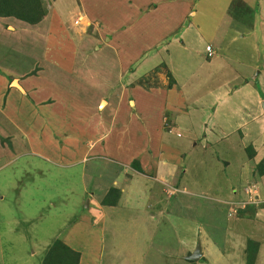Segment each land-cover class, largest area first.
I'll return each mask as SVG.
<instances>
[{
  "label": "rangeland",
  "instance_id": "374dc122",
  "mask_svg": "<svg viewBox=\"0 0 264 264\" xmlns=\"http://www.w3.org/2000/svg\"><path fill=\"white\" fill-rule=\"evenodd\" d=\"M87 1L70 0L77 7ZM219 1L198 0L199 6L205 10L201 15L204 16L209 12L220 14L213 11L215 8L213 4ZM195 2L197 3L196 0H99L98 2L91 0V5L101 7V13L95 11L83 13L80 7L72 9L73 11L68 15L71 18L70 24L65 29H58L56 39L60 41V38L66 37L70 44L72 42L73 46L70 47L73 51L70 47L63 49V45L56 46V52L60 48L63 49L65 57L62 62L54 61V68L59 70L54 73L52 80L55 79L54 84L59 86L56 91L64 92L65 87L67 88V92H70L68 99L75 102L77 108L88 106L87 119L93 129L105 132L106 135L117 131L123 138L121 147H117L115 141L110 142V148L114 152L108 155L109 159H112L111 167L107 169L108 171L105 170L107 175L102 172L105 177L103 183L95 181L96 175L88 164L86 173L91 177H85V165L80 163L79 158L68 159L70 162L67 166H64L65 164L55 166L47 163L44 158L34 156L33 147H29L28 151L16 152L12 161L1 158L0 166L3 167L0 168V264H40L52 242L56 239L63 242V238L69 235L79 236L81 243L84 239L93 242V254L89 251L85 253L88 264H251L245 244L252 242L255 245L258 243L256 238L264 236V228L258 230L262 220L253 219L254 210L262 205L252 204L253 210L247 211L248 216L240 217L241 210L232 213L235 204L230 202L235 201L233 198L242 201L247 197L238 187L240 185L238 172L242 159L237 158L239 154L243 157L246 154L243 151L238 153L236 148L238 143H232L235 139L234 133L229 135L227 141L209 143L204 138V134L209 133L207 115L205 113L202 115L199 107V105L203 106L201 103L205 105L209 102V89L216 91L220 89L218 83L224 81L229 83L236 77H242L244 68L240 61L236 60L230 62L227 59H215L212 64L207 63L196 52L190 51L188 54L187 51L179 48L182 40L186 43V34L189 33L187 27L190 19L184 11L197 10ZM152 6L156 8L151 9ZM143 12L144 16H141ZM113 21H117L125 28L131 23L133 28L121 29L117 34L118 40L114 39L109 32L111 27L116 28L112 25ZM197 22L210 26L214 24L215 19L211 17ZM184 26L186 33L183 37V32L180 31ZM203 34L204 37H211L210 33L205 34L204 30ZM95 36L100 39L93 40ZM105 37L110 41L105 40ZM91 40L92 42L89 43ZM170 40L173 41L168 44ZM142 46L153 50V53H150L156 58L153 64L166 62L167 51L171 50L176 56H173L172 63H167L172 66L170 69L178 81V85L174 88V97H177L175 104H179V107L176 106L172 111L180 112L188 108L186 114L180 115L188 128L184 129L178 125L179 127L176 128L178 132L172 130V133L166 135L171 147L181 149L179 156L181 162L175 177L172 176L170 181H163L162 189L153 185L151 194L146 197L142 194L143 190L147 191L146 186L149 183L146 176H141L143 183H140L139 187H132L135 192L136 189H140L141 193L138 190L130 196L127 194L122 199L119 198L115 207H103L101 213L104 223L101 222L100 225V222L94 220L95 210L87 215L86 199L92 196V193L93 196L99 195L97 187L100 186L99 184L103 187L107 186L108 180L117 177V174L119 176V173L122 177L127 176L129 168L124 163L129 152V148L124 146L127 139L137 147L136 154L140 151L144 152L148 139L145 135L146 129L139 125L140 120L138 122L132 119L124 127L115 129L114 116L124 118L126 114L123 113V109L128 105L125 106L124 102L117 101L113 106L119 111L115 113L116 109L107 108L108 105L102 101L103 97H110V93L92 100L97 93L88 92L86 95L83 84H90L91 87L88 88L97 89L92 82L96 78L94 76L99 75L108 84L115 86L118 75L114 72V78L112 77L113 67L122 63L121 69L131 65L139 76L143 77L138 79L136 87L144 89L143 84L147 86L158 83L159 85L162 81V83L167 82L166 90L170 92L169 88L172 86L168 76L170 73L166 71L164 63L154 69L139 68V61L148 53V51L139 52ZM234 58L242 60V57ZM135 59L136 63L133 62ZM200 61L202 67L199 66ZM44 64L50 66L45 74H51L54 69L53 62L45 60ZM125 69L128 71L127 68ZM203 69L207 73L196 81L197 74H201ZM62 77H65L64 85L58 84ZM41 80L45 82L48 79L43 76ZM120 80L122 81V78ZM54 84H51V87ZM103 84L99 81V90ZM142 103L143 100L140 105ZM67 111L70 113L72 110ZM158 116L168 118V114L164 111ZM166 117L163 118V123ZM219 121L214 131L220 128L229 129L224 117L219 116ZM72 126L74 129L77 126L74 120ZM1 127L5 131L8 130L4 124ZM211 130L209 135L214 132ZM151 135H154V132L149 128L148 136L151 138ZM0 141L9 143V139H4L1 135ZM45 147L48 149L47 145ZM45 147L36 150L35 155L42 156L46 151ZM12 152L14 153L13 150ZM225 160L230 162L228 166L224 164ZM94 166L95 169L101 168L98 164ZM129 166L134 168L135 163ZM148 171L151 172V169ZM142 173L147 175L146 172ZM231 184L237 187L235 197ZM259 187V184L255 186L257 193L255 192L253 200H257L259 194L261 195L259 198L264 197ZM231 196L233 198L229 199ZM216 198L226 200L222 202ZM85 216L87 221H90L87 226L86 221L83 220ZM85 230L92 232L93 238L87 239L84 236ZM239 233L244 243L240 241ZM262 239L264 244V238ZM198 242L201 245L202 256L198 260L187 258L195 250ZM42 247L45 248L43 251H41ZM252 264H264V247L257 252Z\"/></svg>",
  "mask_w": 264,
  "mask_h": 264
},
{
  "label": "crops",
  "instance_id": "0c3cea01",
  "mask_svg": "<svg viewBox=\"0 0 264 264\" xmlns=\"http://www.w3.org/2000/svg\"><path fill=\"white\" fill-rule=\"evenodd\" d=\"M196 1L197 10L187 9L184 11L190 19L187 27V32L189 33L186 34V43L182 40L179 48L185 50V52L187 51L188 54H190V51L196 52L207 63L212 64L215 59H227L230 62L236 60L240 61L244 68L241 74L243 75L242 77H236L234 81L229 83L226 81L218 83L220 89H216V91L209 89V102L205 105L201 103L203 106L199 105L202 115L204 113L207 115L209 133L212 127L211 131L216 130L218 127L219 116L224 117L227 126L229 125V129L220 128V130L214 131L210 135L208 132L207 134L205 133L204 138L209 143H216L222 140L227 141L229 135L234 133L235 139L232 143H238L236 147L238 153L243 151L246 154L244 157L242 154L237 155V158L242 159V165L238 172L240 180L238 187L246 194L247 199L249 194L245 192V188L249 185L259 184L260 192L264 196V174L259 175L256 168L257 164L264 158V0H220L218 3L213 4L215 7L213 11H217L220 14L213 12L210 14L209 12L204 16L201 14L205 10L199 6L198 0ZM79 7L83 13H89V11L101 13L100 11H102L101 7L91 5V0L83 2V5L78 7L70 0H50V5L45 12L44 18L35 24H30L13 16H0V135L4 139H9L8 144L0 141V159L12 161L16 152L28 151L29 147H33L34 156L44 158L48 161L47 163L55 166L64 164V166H67L70 162L68 159L79 158L80 163L85 165V177H91V175L86 173L89 165L96 175L95 181L103 183L105 177L102 172L107 175V169L111 167L110 160L112 159H109L108 155L114 152L110 148V142L115 141L116 146L121 147L123 138L118 135L117 131L106 135L105 132L102 133L100 130L93 129L87 119L88 106H85V108L79 106L77 108L75 102L69 101L70 92H67V88L65 87L64 92L61 90L56 91L59 86L54 84L55 79L52 80L54 73L59 70L54 68V61L62 62L65 57L63 49L70 47V45L73 46L72 42L70 44L66 37L60 38L61 42L58 41L56 33H58V29H65L70 24L71 18L68 15L73 11L72 9ZM155 8L156 6L151 7V9ZM233 8H236V10ZM230 10L237 11L236 13L239 14L240 19L235 18L233 12H229ZM141 16H144V12L141 13ZM211 17L215 19V22L210 26L197 22ZM112 25L116 28L113 29L111 27L109 32L110 36H114V39L118 38L117 34L120 33L121 29L133 28L131 23L126 28L124 26L121 27L117 21H113ZM185 27H182L180 31L183 32V37L186 33ZM48 29L50 30L47 32ZM203 30L205 34L210 33L211 37H204ZM188 34L189 36H187ZM95 37L91 39H100L98 36ZM105 40L110 41L107 37H105ZM173 40H170L168 44ZM91 42L92 40L89 43ZM57 45H63L64 48L62 50L60 48L56 52ZM164 48L166 47L164 46ZM210 49L213 50V53L208 55L207 53ZM71 50L73 51L72 48ZM145 51H148L147 56L139 61V68L154 69L164 63L166 71L173 78L172 86L169 88L170 92L166 90L167 82L162 83V81H160L159 85L158 83L147 86L143 84L144 89L136 87L138 79L143 77H140L139 73L131 65L125 67L128 71L125 68L121 69L120 67L123 68L122 63L115 64L113 67L112 77L114 78V72L118 75L115 86L108 84L99 75L98 77L97 75L94 76L96 78L92 82V85H96L97 89H90L88 88L91 87L90 84H83L86 95H88V92L97 93L92 100L105 93H110V97H103L102 101L108 105L107 108L116 109L115 113L119 111L113 106L117 104V101L124 102L125 106L128 105L126 109H123V113L126 114L124 118L113 114L118 119L112 118L115 129L124 127L132 119H136L138 122L140 120L139 125L146 129L145 135L148 139L144 146L145 153L140 151V153L136 154L137 147L126 138L124 146L129 148L124 162L129 168L127 176L122 177V174L119 173V176L117 174V177H113L110 181L108 180L107 186L103 187L99 184L100 186L97 187L99 195H101L93 196L92 193V196H88V199H86L85 206H88L87 215L92 214L93 210H95L94 215L96 217L94 220L100 222V225L104 223L101 209L103 207H115L116 205H101L102 198L111 187L120 191L119 198L122 199L127 194L130 196L138 192V190L140 192V189H136L135 192L132 187H139V184L143 183L141 176H146L149 184L146 186L147 191L143 190L142 194L143 197H146L151 194L153 185H157L162 189L163 181L172 180L171 177H175L178 165L181 162L179 157L182 152L181 149L171 147L166 135L169 133L166 130L168 127L177 132L176 128L179 126L184 129L188 128L180 116L181 114H186L188 108L180 112L172 111L176 106L179 107V104H175L178 99L174 97V88L178 85V81L174 76V72L170 69L172 66L167 63H172L175 55L171 50L167 51L165 52L167 55L166 62L153 64L156 60L155 55H150L153 50L144 46L139 49L141 53ZM234 57H242V60ZM45 60L53 62L54 66L52 68L56 70L54 71L53 69L51 74H45L47 73V68L50 67L44 64ZM133 62L136 63L137 60L135 59ZM200 63L199 66L202 67L203 65ZM127 72L129 73L126 74ZM206 73L207 71L203 69L201 74H197L196 81L203 78ZM43 76L48 80L42 81ZM81 76L84 75L81 74ZM64 78H58L60 80L58 84L64 85ZM121 78L122 81L120 80ZM98 80L102 84L104 83L100 90ZM77 81L81 83V81ZM51 84H54L53 87H51ZM159 95H164L162 96L163 99ZM141 100H143L142 105H140ZM76 104L78 103L76 102ZM68 109L72 111L68 113ZM161 111L166 112L168 118L166 116L159 117L158 114ZM164 117H166V121L168 120L166 127H163ZM158 118L160 119L158 120ZM72 120L77 125L75 129L72 126ZM3 124L7 126L8 130L2 129L1 125ZM149 128L154 132L151 138L148 136ZM88 137L90 138L88 139ZM9 144L12 146H9ZM45 145H47L48 149ZM44 147L46 151L44 154L42 153V156L35 155L37 154L35 153L36 150H39V148L44 149ZM88 156L90 157L88 158ZM9 157L11 158L8 159ZM133 163H135L134 168L129 166ZM95 164H98L101 168L95 169ZM224 164L228 166L230 162L225 160ZM1 167L3 166L1 165ZM148 169H151V172ZM136 171L139 172L137 173ZM142 172H146L147 175ZM163 177L164 179L162 180ZM85 189L87 190L86 183ZM231 189L235 197L237 187L231 184ZM232 196L229 199H232ZM259 196L261 195L259 194L258 198ZM224 198H216V200L224 202L226 200ZM229 199L227 202H229ZM233 200L239 201L241 199L233 198ZM263 207H258L253 212L254 221L262 220L258 230L264 228ZM248 210L252 211L253 209H241L240 217L241 215L248 216ZM260 214L262 216H259ZM83 220L86 221V226L90 223L89 220L87 221L86 216ZM82 230H84L83 227ZM85 233L86 235L84 236L87 239L93 238L92 232L85 230ZM80 234L82 235V231ZM239 235L240 241L244 243L240 233ZM262 238L264 236L256 238L258 242L256 244L257 252L264 247ZM63 242L80 253L79 264H88L85 253L89 251L90 254H93V242H88L84 239L83 243H81L80 237L77 235L75 237L66 236V238H63ZM247 244L246 242L245 246ZM44 249L42 247L41 251ZM40 264L42 263L40 262Z\"/></svg>",
  "mask_w": 264,
  "mask_h": 264
},
{
  "label": "trees",
  "instance_id": "16d2710c",
  "mask_svg": "<svg viewBox=\"0 0 264 264\" xmlns=\"http://www.w3.org/2000/svg\"><path fill=\"white\" fill-rule=\"evenodd\" d=\"M50 5L49 0H0V16H13L22 21L30 24L38 23L45 16V12ZM236 10V9H235ZM237 11H233V16L240 19ZM170 76V83H173V79ZM259 175L264 174V158L257 166ZM120 196V191L117 188L111 187L101 200V205L113 206L117 203ZM264 206V203H259ZM252 204L246 206V210L250 209ZM252 242L246 246L248 256L252 261L256 256L257 247ZM203 258V257H202ZM80 253L73 250L60 239H56L52 242L49 249L44 254L41 263L42 264H79Z\"/></svg>",
  "mask_w": 264,
  "mask_h": 264
},
{
  "label": "built area",
  "instance_id": "2783aa9c",
  "mask_svg": "<svg viewBox=\"0 0 264 264\" xmlns=\"http://www.w3.org/2000/svg\"><path fill=\"white\" fill-rule=\"evenodd\" d=\"M211 54H212V51L209 50L208 51V55H211ZM255 186L256 185H253V186L250 185V186H247L245 188V192L247 194H249L248 199L242 200V201H231L232 203L235 204L232 213H237L238 210L244 209V208H246L247 205H250V204H254V203H256V204H258V203H264V197L263 198H258L257 200H253L252 199L255 196V194H256L255 192H257V191H255Z\"/></svg>",
  "mask_w": 264,
  "mask_h": 264
},
{
  "label": "water",
  "instance_id": "95a60500",
  "mask_svg": "<svg viewBox=\"0 0 264 264\" xmlns=\"http://www.w3.org/2000/svg\"><path fill=\"white\" fill-rule=\"evenodd\" d=\"M201 256H202L201 245L198 242L195 247V250L190 255H188L187 258L191 260H198Z\"/></svg>",
  "mask_w": 264,
  "mask_h": 264
},
{
  "label": "clouds",
  "instance_id": "9594fccd",
  "mask_svg": "<svg viewBox=\"0 0 264 264\" xmlns=\"http://www.w3.org/2000/svg\"><path fill=\"white\" fill-rule=\"evenodd\" d=\"M211 51H212V53H213V50L212 49H210ZM208 54V53H207ZM168 124H167V121L165 120V122H164V126H167ZM166 130L168 131V132H172V129L171 128H166ZM177 135H180L179 133H177Z\"/></svg>",
  "mask_w": 264,
  "mask_h": 264
}]
</instances>
